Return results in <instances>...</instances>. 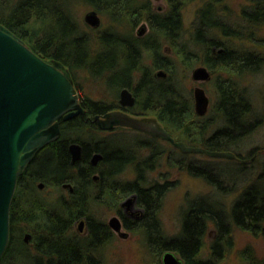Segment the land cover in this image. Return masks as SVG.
Instances as JSON below:
<instances>
[{"label":"trees","instance_id":"obj_1","mask_svg":"<svg viewBox=\"0 0 264 264\" xmlns=\"http://www.w3.org/2000/svg\"><path fill=\"white\" fill-rule=\"evenodd\" d=\"M82 1L110 21V25L104 28L91 29L96 35L94 40L87 32L81 31L71 10L72 0H17L15 3L0 0V22L45 60L63 62L70 69L75 83V70L84 69L95 78L104 76L108 89L113 86L117 91L116 96L123 88H129L136 101L128 110L136 115L156 114L178 141L182 138L176 136L174 128L190 141H198L210 150H233L232 146L239 144L258 126L261 118L254 111L247 89L233 76L216 77L214 115L205 120L195 115L192 102L182 96L177 83L169 77H172L173 63L167 48L179 52L184 65L199 57L189 51L183 41L182 9L185 1L167 0L168 7L163 13L154 11L147 0ZM220 1L208 0L198 11L192 33L195 38L190 42L198 49L202 48L203 63L211 68L231 67L234 75L239 77L256 73L264 62L260 52L227 45L210 35L220 32L228 41L240 36V31L224 23L219 16L217 4ZM242 15L255 26L264 22V0H253L249 10L244 9ZM142 20L151 26L147 37L134 34L135 27ZM256 41L264 42V38ZM261 46L264 47V43ZM220 49L222 51L217 52ZM145 59L151 63L146 65ZM163 67L169 71V78L155 77L154 70ZM82 105L84 114L66 121L60 119V138L38 151L19 177L10 209V241L1 261L13 258L33 264H103L98 251L112 240V232L106 223L88 211V202H100L107 196L118 200L123 196L137 195L145 214L136 222L126 220L125 223L142 235L146 247L159 264L160 255L167 250L175 251L185 264H217L218 257L234 244L228 220L264 235V186H259L260 176L233 204L229 214L217 210L209 199H197L183 211L178 234H165L159 209L172 184L170 181H152L149 177V171L159 161V149L147 141L142 142L151 151L139 158L136 151L139 148L134 144H116L108 138L84 136L86 131L99 132L94 116L118 108L119 101L106 102L86 96ZM218 122L222 126L206 135ZM72 141L83 146L82 156L75 164L69 152ZM138 141L136 143L141 144ZM95 153L102 155L97 164L92 163ZM184 165L193 175L208 173L206 169L196 171L194 168L205 164L180 163V166ZM129 166H133L136 176L133 180H124L121 174ZM96 174L98 180L94 179ZM40 182L55 188L71 183L73 190L67 197L59 195L54 202L44 201L39 197ZM82 217H86L89 223L90 232L86 237L73 241L63 239L74 222ZM209 221L215 224L218 234L212 241L211 256L205 259L200 252ZM29 232L33 234V249L23 240L24 234ZM249 250H245L246 264H264V258L251 255Z\"/></svg>","mask_w":264,"mask_h":264},{"label":"rangeland","instance_id":"obj_2","mask_svg":"<svg viewBox=\"0 0 264 264\" xmlns=\"http://www.w3.org/2000/svg\"><path fill=\"white\" fill-rule=\"evenodd\" d=\"M148 1L152 3L153 10L158 13L165 12L168 7L167 0ZM207 1L208 0H187L182 9L183 41L186 43L188 50L194 51L199 57L197 56L198 58L196 60H190L188 65H184L179 52L174 51L171 48H167V53L171 57L173 63L172 77L169 76V71H167L164 67L155 69L154 73L157 71H163L167 75L164 78L169 76L172 78V81L177 83L182 96L187 98L189 102H192V109L196 116L199 114H197L195 108L194 90L198 86L205 90L206 95L209 98V105L207 112L198 116L200 117V120H205L214 115V105L217 101V92L215 89L216 77L233 76V78L239 82L240 86L245 87L253 104L254 111L256 112V115L260 116L261 121L254 131L245 136L239 144L232 146L231 149L233 150L229 151L237 152V156L247 162L240 164V161L232 158L213 157L205 153H184L180 150V148L176 147L168 140L159 137L152 138L147 136L144 132L127 127H118L116 131H86L84 134V136L87 137L93 135L94 137H97V139L108 138V140L116 144H134L137 148H139L136 150L139 158L147 156L151 151L146 148L142 142L147 141L159 149V161L157 162V165L154 166L155 168L152 171H149V177L152 181H170L172 184L164 195L159 209L161 228L164 233L169 236L177 235L180 231L183 218L182 213L188 207L189 203L194 202L197 199H209L210 203H212L217 210H221L225 215H227L230 213L233 204L240 199L242 193L251 184L256 182L259 176L261 177L259 186H264V62L259 71L256 73L246 74L240 77L234 75L235 72L231 67L219 66L211 68L203 63L204 52L202 48L198 49V47H195V45L193 46L190 41H193L195 38L192 33L194 32V22L196 20L197 13ZM252 1L253 0H221L220 3L217 4L219 16L222 18L224 23L230 25L233 29L240 31V36L236 38L233 37L230 41H228L222 37L220 32H212L210 35L218 40L224 41L227 45L231 44L232 46L256 50L264 56V47L261 46V43L264 42L256 41V39L264 38V22L255 26L248 23L242 15L244 9L249 10L252 5ZM12 2L15 3L17 0H12ZM70 6L75 18L80 24L81 31L87 32L89 37L94 40L96 35L91 30L93 27L89 26L84 20L85 14L94 8L82 0H72ZM159 7H162V10H160ZM99 16L101 17V28L110 25V21L106 15L99 14ZM143 22L147 23L146 34L150 33V24L146 20H142L134 29V34L136 36L139 33V29L143 26ZM144 26L146 27V25ZM220 47L222 46H218V48ZM218 48L216 47V49ZM191 56L194 57L193 55ZM150 63L151 61L149 59H145L146 65H149ZM200 66H205L210 72L209 80L197 81L193 78V70ZM75 79V85L78 89L82 104L83 98L86 96H89L94 100H104L106 102H117L120 100V94L116 96L117 91L112 88L113 86L108 89L104 76L95 78L86 70L77 69L75 70ZM139 117L156 119L157 115L148 113L140 115ZM188 123L190 122L188 121ZM160 124L164 127L161 121ZM191 126H196V124L191 123ZM221 126V123L218 122V125H213L211 130L209 129V132L206 135H209L213 130L218 127L220 128ZM173 131L176 136L182 138L181 141H183L186 145L205 147L198 141H190V139L182 135L178 129L175 130L174 128ZM138 140L141 144L136 143ZM71 143L80 142L72 141ZM253 156H255L254 160L252 159ZM184 162L205 164L203 167L202 165H198L194 168L196 171L206 169L208 171V176L206 174L205 176L207 177L191 174L188 171L189 168L187 169L185 165L180 166V163L184 164ZM135 176L136 172L133 166H129L125 172L121 174V178L124 180H133ZM218 182L220 184H218ZM70 185L73 187L71 183ZM39 191V197L42 200L54 202L59 195L67 197L70 190L69 187L65 185L60 188H55L51 185L44 184ZM133 195L134 194L123 196L118 200L110 199V196L104 197L105 200L100 202L90 200L88 202V211L91 212V214L98 220L109 224L111 218L116 216L121 218L123 216L122 213L126 214L129 207H127V205L123 206V203ZM138 208L142 207L136 200L134 209L129 210V213L135 210L138 211ZM128 217V220L130 221H133L135 218L134 216ZM82 220L84 219L80 218L74 222L72 229L69 231L70 234H77L79 238L86 237L84 235L85 231H81L79 229L80 222ZM228 222H230L234 244L233 247L225 251L221 257H218L217 264H246L244 257L247 256L245 252V250L247 251V248H250L248 252H250L251 255H254L259 259L264 258L263 233H254L250 230L243 229L235 225L232 220H228ZM110 228L113 231H111L112 240L104 248L98 251L103 264H159L155 255L146 247L145 240L137 230H134L133 228L129 229L124 226V228L122 227V230L127 232L128 236L122 237L119 236V233L111 226ZM217 234L215 224L212 221H209L206 234L203 238L204 243L202 250L200 252V256L202 258L206 259L211 256L212 241L216 238ZM31 240L32 239L26 242V244L33 249ZM165 252L166 251L162 252L160 255L161 264H163L162 256ZM174 253L179 256L175 251ZM181 259L185 264L183 258ZM0 264L33 263L27 260H14L13 258H9L5 259L4 262L3 260L0 261Z\"/></svg>","mask_w":264,"mask_h":264},{"label":"water","instance_id":"obj_3","mask_svg":"<svg viewBox=\"0 0 264 264\" xmlns=\"http://www.w3.org/2000/svg\"><path fill=\"white\" fill-rule=\"evenodd\" d=\"M85 22L93 27L101 26V17L96 10L85 14ZM144 32L145 26L141 27ZM164 75L163 71H159ZM166 75V74H165ZM197 81L209 80L210 72L205 66L193 70ZM195 108L199 115L208 110L209 98L202 87H196ZM120 104L132 107L135 97L129 88L120 92ZM78 89L70 69L61 61H47L33 51L25 41L0 22V261L10 241V209L19 177L25 172L38 151L61 136L59 120H68L83 115ZM102 130L122 126L144 132L172 142L184 153H205L213 157L236 158L229 150H210L200 146H189L177 141L158 120L139 117L120 110L94 116ZM69 152L75 164L82 156L83 146L70 143ZM102 158L95 153L92 163ZM73 187L70 183L64 184ZM43 183L39 184L42 188ZM134 194L124 205H132ZM110 226L122 237L120 219L111 218ZM29 234H26V239ZM163 264H184L174 251L167 250L162 256Z\"/></svg>","mask_w":264,"mask_h":264},{"label":"flooded vegetation","instance_id":"obj_4","mask_svg":"<svg viewBox=\"0 0 264 264\" xmlns=\"http://www.w3.org/2000/svg\"><path fill=\"white\" fill-rule=\"evenodd\" d=\"M148 1V0H147ZM183 1H187V0H183ZM149 2V4L152 6V3L150 2V1H148ZM159 9L160 10H162V7H159ZM143 25H146V27H145V30H144V32H141V28L139 29V33H138V37H147L149 34H146V30H147V23L146 22H143ZM220 51H222V49H220L219 51H217V52H220ZM154 76L155 77H160V78H164L165 76H167V75H160L159 74V71H157V72H155L154 73ZM134 94V93H133ZM135 101H136V99H135ZM128 108L129 107H126V106H122V105H120L119 104V107L118 108H115V109H112V110H108V111H106L105 113H107V112H109V111H113V110H120V111H124V112H127V113H129V114H132V115H136V114H133V113H131L129 110H128ZM105 113H103V114H99L101 117L105 114ZM136 116H140V115H136ZM199 116V115H198ZM156 119L158 120V122L160 123V120L156 117ZM96 124H97V126H98V123H97V121H96ZM99 127V126H98ZM118 127H122V126H118ZM118 127H115L114 129H112V130H114V131H116V129L118 128ZM101 131H110V130H102V129H100ZM114 133V132H113ZM147 136H150V137H152V138H156V137H153V136H151V135H148L147 134ZM235 155H236V158H233V159H235V160H238V161H240V164L242 163V164H244V163H246L247 161L246 160H244V159H242L241 157L239 158L238 156H237V154L235 153V152H233ZM254 158H255V156H253L252 157V159L254 160ZM94 179H96V180H98L99 179V175L98 174H96V175H94ZM69 187V190H71V187L70 186H68ZM72 191V190H71ZM136 200H137V195H136V197L135 198H133L132 199V205L129 207L128 205H127V207H129L128 209L129 210H132V209H134V205H135V203H136ZM129 210L126 212V214H123L122 213V217L120 218L119 216V219H120V221H121V224H122V227L124 228V226L126 227V228H129V227H127L126 226V220L129 222L130 220H128L129 219V217L128 216H134L135 218H134V220L133 221H131V223L132 222H136L137 220H139V219H141L143 216H144V214H145V211H144V209L143 208H138V211H131V213H129ZM134 214V215H133ZM84 220H82L81 222H80V230L81 231H85V236L90 232V228H89V223H88V220H87V218L86 217H82ZM124 219V220H123ZM108 225V227H109V229H110V231H112L111 230V228H110V224H107ZM130 229V228H129ZM113 232V231H112ZM26 234H29V238L28 239H26ZM83 235V236H84ZM119 235V234H118ZM120 236V235H119ZM33 238V234L32 233H25L24 234V237H23V240H24V242L26 243V242H28L30 239H32ZM77 238H79L78 236H77V234H75V235H73V234H70L69 232L67 233V234H65L64 236H63V239H66V240H69V241H73L74 239H77ZM83 238V237H82ZM43 261H47V260H45V259H42Z\"/></svg>","mask_w":264,"mask_h":264}]
</instances>
